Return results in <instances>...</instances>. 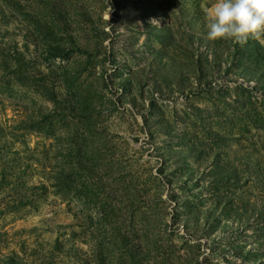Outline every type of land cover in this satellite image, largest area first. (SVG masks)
I'll use <instances>...</instances> for the list:
<instances>
[{"label": "rangeland", "instance_id": "374dc122", "mask_svg": "<svg viewBox=\"0 0 264 264\" xmlns=\"http://www.w3.org/2000/svg\"><path fill=\"white\" fill-rule=\"evenodd\" d=\"M211 3L0 0V264H264V42Z\"/></svg>", "mask_w": 264, "mask_h": 264}, {"label": "clouds", "instance_id": "9594fccd", "mask_svg": "<svg viewBox=\"0 0 264 264\" xmlns=\"http://www.w3.org/2000/svg\"><path fill=\"white\" fill-rule=\"evenodd\" d=\"M205 19L208 41L264 42V0H212Z\"/></svg>", "mask_w": 264, "mask_h": 264}]
</instances>
